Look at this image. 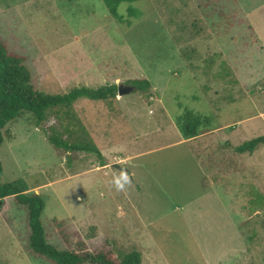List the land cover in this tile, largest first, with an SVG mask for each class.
Returning a JSON list of instances; mask_svg holds the SVG:
<instances>
[{
  "label": "rangeland",
  "instance_id": "1",
  "mask_svg": "<svg viewBox=\"0 0 264 264\" xmlns=\"http://www.w3.org/2000/svg\"><path fill=\"white\" fill-rule=\"evenodd\" d=\"M118 11L123 23L103 0H0V39L26 59L37 92L126 93L73 106L107 166L57 150L26 114L4 129L1 183L42 196L59 250L110 244L117 257L140 252L141 264H264V145L234 152L264 137V0H138ZM143 80L151 86L138 91ZM186 111L216 132L185 140L176 118ZM43 127L60 128L53 115ZM121 170L132 182L117 191ZM30 234L27 207L0 203V264H54L32 252Z\"/></svg>",
  "mask_w": 264,
  "mask_h": 264
},
{
  "label": "trees",
  "instance_id": "2",
  "mask_svg": "<svg viewBox=\"0 0 264 264\" xmlns=\"http://www.w3.org/2000/svg\"><path fill=\"white\" fill-rule=\"evenodd\" d=\"M111 16L119 23H123V17L119 14V7L123 3L133 4L138 0H103ZM131 16L137 15L135 9L130 6ZM26 59L18 54L10 52L0 39V147L5 142L4 129L26 114H31L38 128L46 134L47 140L57 149L67 152H86L95 154L105 166V159L99 148L91 143L86 127L78 119L73 111L74 104L80 99L101 101L115 98L118 95V87L112 86L100 90L87 88H75L63 95H47L37 92L32 86V76L25 66ZM132 84L138 91H144L151 84L147 80L133 81ZM53 115L59 127L44 129L43 125ZM177 127L186 140L195 139L206 131L214 130L212 120L186 111L176 118ZM74 138H76L74 140ZM264 145V137H259L234 148V152L240 155H253ZM3 168L0 162V203L14 197L21 205L27 207L30 225V246L32 252L41 257L50 259L54 264H141V253L133 251L124 256L117 257L106 244L104 249L89 253L84 244L78 250H59L47 241L45 229L42 223V215L45 202L42 196L29 193L28 188L22 182L2 184L1 175ZM264 207V196L260 198Z\"/></svg>",
  "mask_w": 264,
  "mask_h": 264
},
{
  "label": "clouds",
  "instance_id": "3",
  "mask_svg": "<svg viewBox=\"0 0 264 264\" xmlns=\"http://www.w3.org/2000/svg\"><path fill=\"white\" fill-rule=\"evenodd\" d=\"M131 176L128 174L126 170H121V174L119 177L115 178L112 183L115 185L117 191L125 190L126 185H131Z\"/></svg>",
  "mask_w": 264,
  "mask_h": 264
},
{
  "label": "water",
  "instance_id": "4",
  "mask_svg": "<svg viewBox=\"0 0 264 264\" xmlns=\"http://www.w3.org/2000/svg\"><path fill=\"white\" fill-rule=\"evenodd\" d=\"M124 91H125V89L123 88V86L118 87V95H120V96L126 95V93ZM128 91H134V87L128 88Z\"/></svg>",
  "mask_w": 264,
  "mask_h": 264
},
{
  "label": "crops",
  "instance_id": "5",
  "mask_svg": "<svg viewBox=\"0 0 264 264\" xmlns=\"http://www.w3.org/2000/svg\"><path fill=\"white\" fill-rule=\"evenodd\" d=\"M120 97H122V99H117V100H124V96H120ZM126 97V96H125ZM213 132H216L215 131V129L214 130H212L211 132H209V133H206V134H203V135H201L198 139H200V138H204L205 136H210ZM183 137V136H182ZM186 140V139H185ZM189 141V140H188ZM105 166H107V165H105ZM104 166V167H105ZM102 167V166H101ZM39 193V192H38Z\"/></svg>",
  "mask_w": 264,
  "mask_h": 264
}]
</instances>
